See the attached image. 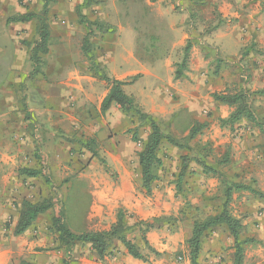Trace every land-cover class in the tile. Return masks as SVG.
Masks as SVG:
<instances>
[{
  "label": "crops",
  "instance_id": "obj_1",
  "mask_svg": "<svg viewBox=\"0 0 264 264\" xmlns=\"http://www.w3.org/2000/svg\"><path fill=\"white\" fill-rule=\"evenodd\" d=\"M55 1L48 15L49 40L57 37L59 42H63L61 44L64 47H68L67 50L62 49L58 52L59 58L55 60L56 67H54V70L67 71V78L60 81L61 79L57 78V72L53 73V76L48 78L49 82L43 83L46 88L38 85L37 89H40L33 93L31 97L33 99L28 98L27 105L23 109V114L36 117L38 120L36 128L28 129L25 140L35 138L40 146L51 145V150H54L60 142L57 134L60 128L58 123L68 124V126L74 124L76 129H79L82 122L85 124L84 118L87 120L88 112H93V115L96 111L102 112L101 103L110 89L108 82L106 83L109 85L103 88L104 82L96 79L87 69L90 62L88 63L82 56L79 39L84 34L80 31L77 21L76 7H80L82 14L89 22L105 25V31H93L91 36L94 39L92 42L95 43L97 66L106 71L109 79L127 82L123 86V91L132 96L143 112L151 115L154 120L159 121L162 116L165 117L171 125V133L174 134L177 133L175 123L182 114L190 122L205 123L206 119L202 113L209 106L212 109L214 125L218 118H226L232 108H229L226 114L222 109L227 106L214 102L212 98L206 96L205 91L211 93L222 91L225 89L223 85L236 80L233 72L237 71L238 66H242L239 60L247 51V42L253 38H256L254 43L259 42L260 53L264 56V41L258 39L264 38V26L262 18L259 20L254 13L255 9L262 10L258 0ZM31 22H35L34 37L36 38V20L27 23ZM55 27L62 28L63 31L55 35ZM190 38L198 40L193 43L186 67L181 71V75L176 76L178 56L186 40ZM230 50L232 53L228 55ZM0 52H2L1 49ZM48 52L51 54V50ZM212 55L215 58L211 60ZM218 58L224 59V64L230 60L232 64L230 67L233 69L229 71L227 68L225 72L219 73L209 70L211 62L216 65ZM61 61H66V65L57 64ZM260 63V71L263 73L264 59ZM8 64V69L12 71L14 67L16 70L23 68L20 63ZM234 64H237L236 69ZM261 79L263 82L262 75ZM244 88L249 89L250 86L247 85ZM94 97L98 99L96 109L93 108ZM261 99L263 100L264 97ZM69 105L72 108H69ZM15 108L12 96L9 99L5 97L3 107L0 109V117L3 120L0 123L2 130L0 133L6 134L7 141L13 133L16 134L13 127L6 124L7 121L15 119L16 114L13 111ZM77 112L84 113L82 114L84 116L81 115V118H78V115L75 116ZM103 113L105 115L98 118L99 124L107 125L109 122L113 124L116 118L120 117L123 122L120 128H129L130 124L127 118L122 117L124 112L119 106L112 104ZM68 126L65 127L64 133L73 132ZM213 128L216 129L214 133L224 137L221 139L218 136L220 140L216 142L212 136H209L205 138V142L213 143L214 147L227 142L234 147L235 158L230 165L232 171L230 176L232 177L234 172L241 173L244 170L254 172L251 175L255 181L254 187L264 192V168L259 165L260 159L257 166L252 164V159L257 155L253 152L262 149L260 143L264 139L260 137V129L245 119L234 127V134L232 130L214 126H211L210 130ZM237 133L241 135V139L235 136ZM49 164L54 165V162L50 161ZM120 166L122 168L118 169L117 187L113 194L107 190L104 206L114 210L123 206L144 220L160 214V210L156 208L159 204L150 198L140 197L132 201V191L127 185L128 173L123 164ZM239 180L246 184L250 182L249 178ZM200 200L202 208L209 206L208 209H212L215 206L214 210L220 211L217 201L212 200V196L204 187L201 188ZM111 203L115 204L111 205ZM229 209L234 217L240 219L241 238H250L262 243L263 247L258 245V249L252 253V256L254 262L260 261L264 264V202L247 191L235 192ZM98 215L101 216L102 213ZM1 222L2 216H0V232ZM41 230L42 228L38 229V232ZM36 235L37 232L32 227L21 236H10V239L5 240H1L3 237L1 236L0 264H9L16 253L15 247L22 250L18 253V257L25 258L26 262L47 264L46 261L39 262L40 258L38 261V257H35L34 249L42 242V240L34 239ZM231 243L232 239L228 236L226 227L224 225L215 227L204 239L198 264H230V257L234 252ZM90 258L86 250L78 249L74 252L72 264H96L92 263ZM126 260H129L127 254ZM252 263L248 257L243 261V264ZM184 264L189 263L186 261Z\"/></svg>",
  "mask_w": 264,
  "mask_h": 264
},
{
  "label": "rangeland",
  "instance_id": "obj_2",
  "mask_svg": "<svg viewBox=\"0 0 264 264\" xmlns=\"http://www.w3.org/2000/svg\"><path fill=\"white\" fill-rule=\"evenodd\" d=\"M43 1L0 0V49L2 50L0 52V109L3 107L4 98L9 99L10 96H12L16 107L13 110L16 114L15 119L6 122L9 127H13L16 134L13 133L11 138L7 136L9 138V141H7L6 134L0 133V216H2L0 238L3 236L1 240L10 239L13 236L12 232L18 218V206L22 199H27L31 202L51 199L52 208L40 215L30 227H33L34 231L37 232L34 239L36 241L42 240L41 244L34 249L36 252L35 257H38V261L40 258L39 262L46 261L47 264H72L74 252L81 249L86 250L88 255L91 256L90 261L96 264H184L186 261L189 263L187 240L191 234L192 222L195 219H204L214 211L215 207L213 206L212 209H208V206L205 208L200 206L201 188L204 187L208 194L215 197L222 193V187L216 177L203 176L201 169L193 162L188 165L187 174L176 185L175 181L181 163L180 157H192V155L194 156L193 152L200 151L201 146L208 143L211 146L209 147L213 150L212 155L208 156L209 162L213 163L221 159L226 152L228 153L229 162L225 166H222L220 170L229 177L232 173L230 165L235 158V154H233L234 147L227 142H222L218 147H214L213 143L204 141L209 136H212L216 142L220 140L219 137L221 139L224 137L219 136L220 134L218 133H214L216 129L210 130L211 126L220 128V125L218 121L214 125L212 109L208 106V108L203 110L204 113H202V116L206 119L205 123L208 124V128L207 130L204 129L193 140L194 143H191L193 152L179 150L164 143L160 150L163 165L158 171L159 178L152 184L150 192H146L141 187L137 152L141 147V142L146 139L149 128L147 126H138L136 116L132 112L122 115V117L127 118L130 124L127 129L120 128V125L123 123L120 117L116 118L113 124L111 122L107 125L104 123L99 124L100 120L98 118H101L105 114L98 111L95 112V115L92 114L93 112H88L87 120L84 118L85 124L82 122V126L78 127L79 129H76V125L74 124L68 126V124L59 122L60 128L57 134L60 142L54 150L50 149L51 145L40 146L35 138H30L26 141L25 135L28 134V129L36 128L35 125L38 122L36 117L33 118L32 116L23 114V109L27 105L28 98L30 99L34 95L33 93L40 89H37L38 85L46 88L43 86V83H48V78L50 79L53 73L57 72V78L61 79L60 81L67 78V71L63 72L62 69L54 70V67H56L55 60L59 58L58 52L62 49H68V47L62 45L63 42H59L57 37L50 39L48 50H51V54L48 52L46 56L41 55L40 61L34 64L30 58V51L36 39L34 37L35 22L24 24L8 22L9 19L20 15L30 12H40L43 7ZM260 7L262 10L260 11L259 9L257 11L255 9L254 13L257 14L259 20L262 18L264 26V5L260 3ZM96 30L100 31L101 29L93 26L92 32ZM62 31V28H54L55 35H58ZM80 31L84 34L79 39V44H82L83 38L87 33L85 25H80ZM191 39L192 43L198 40L195 38ZM258 39L264 41V38ZM93 40V37H91L90 53L95 60L96 53ZM254 40L256 38L247 42V51L242 54L239 60L242 66H238L237 71L233 72L236 75V80L230 84L223 85L225 89L219 90V92L235 93L240 90L247 91L250 95L254 111L264 119V99H261V97H264V94H256L258 91L264 90V81L262 82L261 79V75L264 77V72L260 71V62H263L264 56L260 53L259 42L254 43ZM231 53L232 50H230L228 55ZM182 55L181 50L178 56L179 62H181ZM82 56L84 57L83 54ZM212 58L214 59L215 57L212 55L210 59L212 60ZM228 58L230 57L228 56ZM84 59L86 58L84 57ZM223 60L222 58H218L216 65L211 62L209 70L219 73L225 72L228 68L231 71L233 68L230 67L232 65L230 64V60L225 64ZM8 63H20L23 68L22 70H16L14 67L12 71L8 69ZM57 64L64 66L66 65V61H61V63ZM236 65L234 64V69H236ZM92 66L89 63V67L87 68L89 73L96 79L104 82L103 88H106L105 85L109 84L106 83L107 81L101 79V77L107 76L106 71L97 65ZM247 85L250 86L249 89L244 88ZM214 92L219 93L217 91ZM205 94L207 97L212 98L210 91H205ZM94 102L93 108L96 109L98 99L95 98ZM69 108H72V106L69 105ZM139 109L143 111L140 107ZM222 110L228 114L229 107ZM82 114L84 113L80 114L77 112L75 116L78 115V118H81ZM183 116V114L180 115L175 123L176 134L171 133V125L165 117L162 116L158 122L163 129L165 128L166 130L167 128L170 134L181 138L187 135L191 127V122ZM1 118L0 123L3 122ZM237 125H234V127ZM66 126L73 132L64 133L63 131H65ZM136 126L138 127L136 129L137 141L134 142L132 129H135ZM226 130L229 131L228 128ZM22 132H25V134H22ZM234 132L235 130L232 129V134ZM235 136L239 139L242 138L238 133ZM260 137L264 139V135L260 134ZM260 144L262 149L258 152H253V154L256 153L257 155L252 159V164L257 166V162L260 159L259 165L264 168V140ZM228 149L229 151H227ZM50 161H53L54 165H50ZM121 164L124 165L126 173L129 174L126 176L127 178L129 177L127 185L130 191H132V201L135 198L144 197L150 198L156 204H159L156 208L160 210V214L148 219L165 216H171L174 219L168 223L165 221L157 223L154 226L155 229L146 234L148 244L159 253V256L150 254L144 248L137 227L134 226L137 220L144 219H140L135 212L123 206L122 208L125 210L127 217L125 221L130 227L132 226L131 230L127 232V236L134 244L141 248L143 255L147 258V262L136 260L129 255V260H126V250L119 243H116L115 255L112 258L106 256L101 261L92 256L89 248H79L80 246H77L68 253L63 248L57 247L56 235L48 230L51 219L54 216L61 217L70 230L76 234L108 230L116 222V211L119 207L114 210L108 208V206H104V203L107 190L113 194L117 187L119 178L118 169L119 167L122 168ZM23 167L39 170L41 177L31 179L18 176V169ZM252 173L254 172L250 173L247 170L241 173L234 172L232 179L249 178V181L252 182L254 179L251 176ZM114 204L111 203V205ZM100 212L102 213L101 216L98 215ZM40 228L42 230L38 232ZM7 242L10 243L9 240ZM258 245L263 247L262 243L256 240L255 244L248 243L244 245L243 261L248 257L249 261L252 260V264H261L260 261L254 262L252 256V253L258 249ZM14 249L16 253L10 259L9 264H21L22 261H26L25 258L18 257V253L22 250L16 247ZM232 259L233 254L230 257V264Z\"/></svg>",
  "mask_w": 264,
  "mask_h": 264
},
{
  "label": "trees",
  "instance_id": "obj_3",
  "mask_svg": "<svg viewBox=\"0 0 264 264\" xmlns=\"http://www.w3.org/2000/svg\"><path fill=\"white\" fill-rule=\"evenodd\" d=\"M258 1L264 5V0ZM43 2V7L40 12H30L8 20V22L14 23H27L36 20V39L33 42L30 51V58L34 64H37L40 61L39 58L41 55H46L48 53L50 38L48 15L51 7L56 1L44 0ZM76 15L78 24L85 25L87 31L81 44V52L93 66H96V61L90 53L92 27L97 26L105 31V25L99 22H89L82 14L80 7H76ZM193 15L195 14L193 13ZM192 46V39L190 38L186 40L182 49V59L178 64V70H176V76L181 75V71L186 67ZM101 79L110 84L109 92L101 103V111L105 112L112 106V104H115L119 106L124 113L132 112L136 116L138 126H147L149 128V133L146 139L141 142V147L137 152V161L140 169L141 187L146 192H150L152 184L159 178L158 171L163 165V159L160 156L162 145L166 143L179 150L193 152L191 143H194L193 140H195L196 137L207 128L208 124L191 122V127L189 128L187 135L177 138L175 135L170 134L167 131V128L166 130L165 128L163 129L161 124L154 120L151 115L144 113L139 109L132 96L127 95L123 91V86H125L127 82L111 80L107 76H103ZM256 94H264V90L258 91ZM211 96L214 102L232 108L226 118H218L217 121L219 122L221 129L228 128L231 131L234 129V125L239 124L242 119H245L258 127L261 134L264 135V119L254 111L250 95L247 91L240 90L235 93L224 91L212 93ZM137 128L138 127L136 126L135 129H132V138L134 142L137 141ZM209 146L210 144L208 143L203 144L200 151L196 153L193 152L194 156L192 155V157H180V169L175 181L176 185L181 182V179L188 172V165L193 162L201 169L203 176L216 177L218 183L222 187V193L217 195L218 198H216L217 196L212 197V200L215 199L217 201L220 211L218 212L214 210L204 219H195L192 222L191 234L187 240L189 263L198 264L202 244L206 235L212 232L215 227L224 225L228 236L232 239V248L234 249L231 264H243L244 245L254 243L255 241L250 238H241L242 224L240 219L234 217L229 209L231 198L235 192L247 191L264 202V192L254 187V180L252 182L250 181L249 184H246L240 180L232 179L230 176L228 177L220 170L222 166H225L229 162L227 152L221 159H218L213 163L209 162L208 156H211L213 153L212 148H210L211 146ZM227 151H229V149ZM17 174L18 176H24L31 179L41 177V172L39 170L28 167L19 168ZM204 199H207V197H204ZM52 205L51 199H44L36 202L22 199L18 206V218L12 235H23L40 215L52 208ZM214 212L215 214H213ZM116 214V222L108 230L104 231H90L76 234L70 230L61 217L56 216L52 217L48 230L56 235L57 247L63 248L64 251L68 253L77 246H80L79 248H89L92 256H95L101 261L106 256L112 258L115 255L114 250L116 243H119L124 247L127 255L136 260L147 262V258L143 255L141 248L134 244L127 236V232L131 230L132 226L130 227L125 221L127 218L125 210L122 207H119ZM171 220H174L171 216H165L148 220H137L134 223V226L137 227L140 239L144 244V248L150 254L159 256V253L148 244L146 234L154 230V226L157 223L163 221L168 223ZM21 264L33 263L22 261Z\"/></svg>",
  "mask_w": 264,
  "mask_h": 264
}]
</instances>
